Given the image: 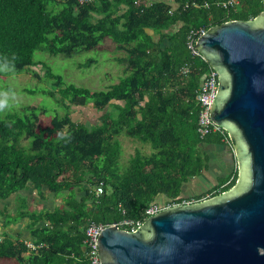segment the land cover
Returning a JSON list of instances; mask_svg holds the SVG:
<instances>
[{"label": "trees", "instance_id": "obj_1", "mask_svg": "<svg viewBox=\"0 0 264 264\" xmlns=\"http://www.w3.org/2000/svg\"><path fill=\"white\" fill-rule=\"evenodd\" d=\"M138 1L0 0V64L11 61L15 72L40 79L41 73L33 70L41 65L35 52L71 57L97 48L106 38L124 53L116 59L123 77L102 91L66 84L42 65L52 85L43 93L65 112L48 125L39 123L42 110L36 107L0 118V200L27 184L55 194L76 188L85 194L77 201L70 193L68 210L28 214L32 225L46 223L33 231L34 244L44 246L32 251L25 242L0 239V263L89 264L83 243L87 223L108 226L130 220L136 228L158 196L175 205L186 201L180 198L182 185L208 168L202 144L232 146L224 130L203 138L197 132V92L212 68L191 54L187 37L191 30L253 20L264 0H236L237 6L226 8L222 3L228 0ZM185 67L188 72L181 74ZM90 104L101 113L98 122L90 127L74 122L72 107ZM121 135L148 144L153 152L137 150L121 171L116 140ZM237 175L236 167L207 197L187 202L229 190ZM99 185L102 194L96 196Z\"/></svg>", "mask_w": 264, "mask_h": 264}, {"label": "water", "instance_id": "obj_2", "mask_svg": "<svg viewBox=\"0 0 264 264\" xmlns=\"http://www.w3.org/2000/svg\"><path fill=\"white\" fill-rule=\"evenodd\" d=\"M194 48L218 75L209 120L232 142L237 180L134 231L104 227L100 264H264V9L253 20L208 29Z\"/></svg>", "mask_w": 264, "mask_h": 264}, {"label": "rangeland", "instance_id": "obj_3", "mask_svg": "<svg viewBox=\"0 0 264 264\" xmlns=\"http://www.w3.org/2000/svg\"><path fill=\"white\" fill-rule=\"evenodd\" d=\"M123 56L124 53L117 52L109 38L104 39L97 48L78 52L71 57L35 52L34 60L41 65L33 70L41 73L40 79L33 78L27 71L0 72V91L11 89L16 94L15 99L9 100V107L0 111V118L4 120L11 114H20L22 108L36 107L42 110L39 112V123L46 126L55 116L64 115V109L57 104L55 98L43 93L52 89V85L51 81L43 76L42 65L48 66L66 84L84 87L91 91H102L116 84L123 77V65L116 61ZM90 60L92 63L87 64ZM100 115L101 113L94 110L91 104L86 107H72V120L88 127L96 124ZM116 140L121 146L118 161L121 171L127 168L134 149L139 150L143 155L153 152L148 144H142L124 135L117 137ZM21 144L26 142L22 141ZM216 160L218 161V158Z\"/></svg>", "mask_w": 264, "mask_h": 264}, {"label": "crops", "instance_id": "obj_4", "mask_svg": "<svg viewBox=\"0 0 264 264\" xmlns=\"http://www.w3.org/2000/svg\"><path fill=\"white\" fill-rule=\"evenodd\" d=\"M145 1L151 2L153 0ZM118 104L122 105L121 102H118ZM200 150L209 159L208 168L200 176L193 177L182 185L180 198L186 201H191L198 196L207 197L209 191L217 185L218 181L229 175L237 167L232 149L230 150L228 145L202 144ZM136 151L137 149H134L133 154ZM216 158H218V161ZM84 188H86L85 185ZM70 193L63 191L55 194L44 187L37 188L27 184L24 189L0 200V239L6 238L11 241L34 243L36 238L33 231L45 226L46 223L41 221L36 225H32V219L29 215L50 213L57 209L68 210L72 200L69 197ZM71 194L77 201L85 195L84 191L77 188ZM166 201L163 196H158L154 203L162 205ZM21 212H26L27 216L17 217Z\"/></svg>", "mask_w": 264, "mask_h": 264}, {"label": "built area", "instance_id": "obj_5", "mask_svg": "<svg viewBox=\"0 0 264 264\" xmlns=\"http://www.w3.org/2000/svg\"><path fill=\"white\" fill-rule=\"evenodd\" d=\"M138 4V2H136ZM238 2L236 0H228L222 3V7H235L237 6ZM194 5V4H193ZM196 6V5H194ZM204 29H195L191 30L187 37V48L190 50L191 54L193 56L199 57L201 54L199 51L194 48L196 45L197 40L199 37L205 34ZM188 72V69L185 67L181 70V74H186ZM217 73L210 69L203 77V80L200 84V87L197 92L196 101L199 105V114L197 117V132L200 136V138H203L204 136L208 135L209 133L222 130L218 126H216L211 120H209V113L211 110V106L213 103V100L217 93L218 88V81H217ZM102 194V186L99 185L96 188V196ZM191 202L184 201L181 204H189ZM179 204V205H181ZM176 206L175 204L165 203L162 205L152 203L147 210L145 211L147 217L156 215L160 211ZM117 226L120 229L126 230V231H134L136 228L133 227V222L130 220H122L119 223H116ZM106 227L101 224L96 223H87L85 225L84 229V246L86 248V256L89 261V264H100V260L98 258V246H97V239L99 237V234L103 230V228ZM124 227H130V230H127ZM26 247L29 250H36L38 248L43 247L44 245H35L34 243L25 242Z\"/></svg>", "mask_w": 264, "mask_h": 264}, {"label": "clouds", "instance_id": "obj_6", "mask_svg": "<svg viewBox=\"0 0 264 264\" xmlns=\"http://www.w3.org/2000/svg\"><path fill=\"white\" fill-rule=\"evenodd\" d=\"M14 59V58H13ZM14 69V65L9 61L6 65L0 64V72H8ZM16 94L11 89L0 91V111L9 107V100L15 99Z\"/></svg>", "mask_w": 264, "mask_h": 264}, {"label": "bare ground", "instance_id": "obj_7", "mask_svg": "<svg viewBox=\"0 0 264 264\" xmlns=\"http://www.w3.org/2000/svg\"><path fill=\"white\" fill-rule=\"evenodd\" d=\"M227 133V132H226ZM218 134H220V133H218ZM211 135V134H210ZM213 135V134H212ZM208 136V135H207Z\"/></svg>", "mask_w": 264, "mask_h": 264}]
</instances>
